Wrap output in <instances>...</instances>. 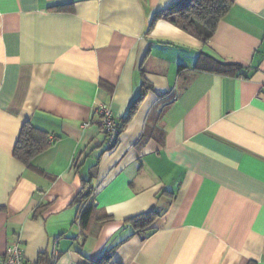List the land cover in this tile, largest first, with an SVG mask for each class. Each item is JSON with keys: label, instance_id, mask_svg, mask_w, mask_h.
I'll return each instance as SVG.
<instances>
[{"label": "crops", "instance_id": "1", "mask_svg": "<svg viewBox=\"0 0 264 264\" xmlns=\"http://www.w3.org/2000/svg\"><path fill=\"white\" fill-rule=\"evenodd\" d=\"M177 1L0 0V254L264 264V0H234L205 42L164 18ZM99 104L123 125L112 149ZM24 123L52 142L27 164Z\"/></svg>", "mask_w": 264, "mask_h": 264}, {"label": "trees", "instance_id": "2", "mask_svg": "<svg viewBox=\"0 0 264 264\" xmlns=\"http://www.w3.org/2000/svg\"><path fill=\"white\" fill-rule=\"evenodd\" d=\"M233 3L234 0H178L165 9L163 16L184 32L205 42L211 38L219 21L226 15ZM218 65V71L224 74L240 71V67L237 65L221 63ZM145 85L146 83L143 82L142 87H145ZM122 126L119 123V133ZM51 143L44 132L35 129L28 123H24L14 146L13 156L23 164H27L32 157L42 152ZM85 188H87V185H85ZM92 192H84V195L78 199V203L83 207L78 215L80 227L87 222L93 207V204H87L93 194ZM157 216L156 211H151L147 214L132 217L128 221L135 228H140L142 231L150 227ZM55 260L56 256L52 254L49 264H53Z\"/></svg>", "mask_w": 264, "mask_h": 264}, {"label": "built area", "instance_id": "3", "mask_svg": "<svg viewBox=\"0 0 264 264\" xmlns=\"http://www.w3.org/2000/svg\"><path fill=\"white\" fill-rule=\"evenodd\" d=\"M98 125L105 135L104 144L107 149H112L119 136V122L113 116L109 106L99 104L96 108ZM94 205V195H91L87 204ZM0 264H29L25 258L23 249L18 244L8 246L3 254H0Z\"/></svg>", "mask_w": 264, "mask_h": 264}]
</instances>
